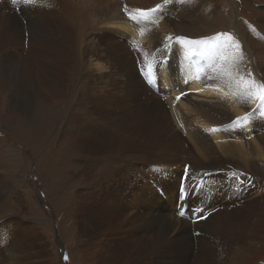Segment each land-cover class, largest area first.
I'll use <instances>...</instances> for the list:
<instances>
[{"label": "bare ground", "instance_id": "bare-ground-1", "mask_svg": "<svg viewBox=\"0 0 264 264\" xmlns=\"http://www.w3.org/2000/svg\"><path fill=\"white\" fill-rule=\"evenodd\" d=\"M21 1L4 44L47 103L48 119L30 135L50 186L71 187L78 172L79 199L69 205L81 264H264V181L239 170L264 166V18L241 29L232 0L226 29L211 27L214 0ZM1 5L6 26L16 15ZM21 12L47 25L45 38ZM185 23L189 32L176 27ZM69 91L84 97L66 104ZM205 233L207 244L194 248Z\"/></svg>", "mask_w": 264, "mask_h": 264}, {"label": "rangeland", "instance_id": "rangeland-1", "mask_svg": "<svg viewBox=\"0 0 264 264\" xmlns=\"http://www.w3.org/2000/svg\"><path fill=\"white\" fill-rule=\"evenodd\" d=\"M8 1L13 2L0 0V5L5 8V13H14L16 16L10 24L0 26V217H3L0 220V264H81L77 212L71 210L69 205V202L79 199L80 190L76 180L78 172L75 170L71 174L69 182L74 183L73 186L68 187L64 182H60L51 187L47 160L44 161L43 154H36L32 150L30 128L48 119V110L46 106L41 105L47 103L41 101L35 82H31L30 77H24L16 59V50L4 44L8 35L16 32L17 5L22 4L21 0H17L12 8L7 6V9L5 3ZM232 1L238 13H243L236 18L238 26H242L241 29H250V32L253 30L251 21L261 22V17L264 18V0ZM214 2L218 9L215 12L216 18L210 21L213 23L211 27L226 29L230 21V6L225 0ZM27 3L31 5L29 1ZM18 17H24L20 21L29 32L40 39L45 38L47 25L38 24L35 18L23 12L19 13ZM188 26L185 23L183 27H176L189 32ZM234 30L227 31L238 35ZM26 39L23 37V44H27ZM261 40L264 42V33L261 34ZM260 49L261 54H264V44H260ZM258 63L261 67L259 60ZM263 71L264 67L259 73ZM138 73L140 75V72ZM74 75L68 77L69 83L73 81ZM79 94L81 93L69 91L66 104L76 103ZM16 98L19 104H16ZM263 167L254 165L250 169L242 167L239 170L247 172L252 178L264 181ZM72 208H75V204ZM203 210L199 216L208 217L209 208ZM68 212L70 213L66 218ZM70 222H73V225H69ZM195 235L199 237L197 232ZM208 237L205 233L197 238L199 240L195 239L192 241L193 247L203 248L208 242ZM66 241L70 242V248L67 247ZM42 247L45 254L38 256L36 251Z\"/></svg>", "mask_w": 264, "mask_h": 264}, {"label": "snow or ice", "instance_id": "snow-or-ice-1", "mask_svg": "<svg viewBox=\"0 0 264 264\" xmlns=\"http://www.w3.org/2000/svg\"><path fill=\"white\" fill-rule=\"evenodd\" d=\"M16 0H13V3H15ZM165 2L167 3V0H165ZM157 7H160V5H158ZM143 12V10H138ZM151 11H155V9H151ZM133 19H136L135 17ZM222 35H226L225 33H217V36H222ZM178 40L180 39H185L184 37H178ZM181 95H186V93H181ZM180 97L178 96L177 99H179ZM259 102L261 104H264V88L261 89V94L259 96ZM248 119V115L244 116V117H237L236 120L237 122L242 121V120H247ZM162 171V170H161ZM190 173L188 171V166L186 165L184 168V175L181 177V194H180V199L184 200L185 199V195H186V181H188L190 179ZM204 176H210L212 175L211 173H204ZM199 186V185H198ZM191 187V186H188ZM207 217L200 215L197 217V221L198 220H202V219H206ZM3 217H0V220H2Z\"/></svg>", "mask_w": 264, "mask_h": 264}]
</instances>
